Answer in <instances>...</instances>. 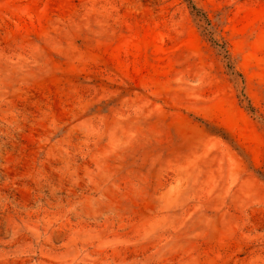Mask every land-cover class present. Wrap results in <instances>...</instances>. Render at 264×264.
<instances>
[{
    "label": "rangeland",
    "instance_id": "obj_1",
    "mask_svg": "<svg viewBox=\"0 0 264 264\" xmlns=\"http://www.w3.org/2000/svg\"><path fill=\"white\" fill-rule=\"evenodd\" d=\"M0 264H264V0H0Z\"/></svg>",
    "mask_w": 264,
    "mask_h": 264
},
{
    "label": "trees",
    "instance_id": "obj_2",
    "mask_svg": "<svg viewBox=\"0 0 264 264\" xmlns=\"http://www.w3.org/2000/svg\"><path fill=\"white\" fill-rule=\"evenodd\" d=\"M192 7H193L194 9H197L196 6H194V5H193ZM202 15H203V14H202Z\"/></svg>",
    "mask_w": 264,
    "mask_h": 264
}]
</instances>
